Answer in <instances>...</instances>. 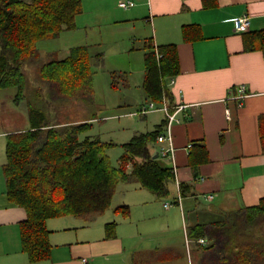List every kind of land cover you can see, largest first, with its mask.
I'll list each match as a JSON object with an SVG mask.
<instances>
[{"label":"crops","instance_id":"0c3cea01","mask_svg":"<svg viewBox=\"0 0 264 264\" xmlns=\"http://www.w3.org/2000/svg\"><path fill=\"white\" fill-rule=\"evenodd\" d=\"M80 1L83 12L78 18L91 20L90 26L122 27L133 44L122 46L123 53L142 50L145 57L148 41L157 47H176L180 73L172 77L175 84L170 90L173 105L187 108L172 126L174 160L160 154L166 144L154 145L162 164L175 169L169 194L160 198L136 181L122 182L113 198L120 204L105 213L48 220L51 257L31 263L22 251L20 235L27 213L10 200L4 171L8 136L29 128L15 125V121L25 122V116L16 114L14 119L15 113L0 103V264H184L186 256L190 264H199L196 242L190 250L185 246L190 227L225 221L229 213L264 202V55L244 49L246 33L264 31V0ZM120 1H132L134 6L124 10ZM241 17L250 20L245 33L236 32V19ZM81 30L77 25L73 31ZM98 31L103 35L104 31ZM72 45L71 50L85 47L80 42ZM71 50L57 61L67 59ZM95 55L103 57V53ZM113 83L112 87L118 85ZM240 85L246 87L247 97L231 100ZM50 114V120H57V110ZM152 114L161 116L146 120L154 130L164 124V133L165 114L148 115ZM136 116L133 112L113 117ZM96 120L89 113L64 120L60 128L66 131ZM193 158L200 161L195 169ZM124 206L129 213L117 211ZM110 210L112 215L106 216ZM111 224L115 227L109 236Z\"/></svg>","mask_w":264,"mask_h":264},{"label":"trees","instance_id":"16d2710c","mask_svg":"<svg viewBox=\"0 0 264 264\" xmlns=\"http://www.w3.org/2000/svg\"><path fill=\"white\" fill-rule=\"evenodd\" d=\"M82 12L80 0H0V90L16 89V104L27 99L23 66L35 55L38 43L74 30ZM244 49L264 55V31L246 33ZM144 51L147 97L156 103L165 97L173 105L168 79L180 73L176 47H157L148 41ZM91 59L88 49L79 47L67 59L44 65L40 75L48 83L46 99L40 98L37 104V99L28 98L29 129L7 138L4 171L8 195L27 213L20 235L22 251L31 263L51 257L48 220L105 213L120 183L136 181L160 198L169 194L171 168L155 158L154 152L160 130L140 134L122 145L124 152L115 167L107 154L115 144L89 137L79 140L91 123L73 125L66 132L60 128L62 123L50 120L52 103L73 100L79 91L86 101L91 99ZM199 148L205 146L199 144ZM199 163L193 158V169ZM117 211L129 213L127 206ZM114 227H107L109 236ZM187 236L196 242L199 264H264V202L229 213L222 222L194 225ZM201 238L207 244L200 245Z\"/></svg>","mask_w":264,"mask_h":264},{"label":"rangeland","instance_id":"374dc122","mask_svg":"<svg viewBox=\"0 0 264 264\" xmlns=\"http://www.w3.org/2000/svg\"><path fill=\"white\" fill-rule=\"evenodd\" d=\"M78 16L75 23L76 28L77 25L82 28L81 31L67 30L59 38L39 42L35 55L23 66V73L27 79L26 96L27 99L31 97L32 99H37V104L40 98L46 99L48 83L41 78L40 69L51 61L64 59L69 55L70 47L74 46L72 44L80 42V46H85L92 57L90 61L92 73L91 99L86 101L85 96H83L84 92L79 91L76 93L75 99H64L63 101L55 102L54 105L52 103L51 106L49 105V109L58 111V114H56L57 121L61 123L70 118L75 120L88 117L89 113L91 116H95L98 120L93 122L90 129L79 135V140L83 141L89 137L91 139H99L105 143L115 144L114 147L107 150V154L112 164L118 167L119 159L124 152L122 145L129 143L140 134L154 130L151 122L149 123L146 119L147 117L150 119L153 116L159 118L161 115L152 114L147 116L138 114L141 107L150 101L142 88L145 71L144 52L142 50H136L133 53H123L121 51L122 46L127 47L126 45L128 44L131 47L133 46L132 41L130 42V40L128 41L125 38V31L120 30L122 27L110 25L109 27H98L95 29L92 25L90 26L91 20L86 18L82 20ZM99 29L105 33L103 32V35H100ZM79 37H81V41H79ZM135 46L139 48L140 43L137 42ZM98 53H103V57L95 55ZM115 81L118 82V85L112 87ZM15 95L16 89L14 88L0 90V103L2 105L6 104L7 108L15 113L13 115L14 119L16 114L25 116V122L15 121V125L29 128L27 99L20 104H16L14 102ZM66 111H68L67 115ZM133 112L137 113L136 117H122L120 119H114L113 117L120 114L129 115ZM157 129L162 131L164 124H160ZM164 132H166V127ZM130 169L131 167L129 171ZM118 204L120 203L116 197L111 207ZM111 213L110 210L105 215H112ZM185 254L187 255L188 253L185 251ZM188 259L189 256H186L184 264H190ZM180 263L178 262L177 264Z\"/></svg>","mask_w":264,"mask_h":264},{"label":"built area","instance_id":"2783aa9c","mask_svg":"<svg viewBox=\"0 0 264 264\" xmlns=\"http://www.w3.org/2000/svg\"><path fill=\"white\" fill-rule=\"evenodd\" d=\"M134 6V3L132 1H120L119 7L127 10ZM250 26V20L247 17H241L236 19V32L237 33H245L249 30ZM157 58L160 59L161 56L157 53ZM175 84V79L170 78L169 80V87ZM246 87L244 85H240L236 88V93L234 96H232L230 99L232 100H243L246 98ZM242 103L240 102V106ZM187 108L186 105L180 104V105H171L169 101L164 97L161 103H156L153 101H149L148 104L141 107L138 114L142 115H148L149 113L161 111L166 116V132L162 133L159 137L157 142L161 144H166V146H162L160 149V154L165 158H170L174 160L175 156V148L173 146V135H172V126L175 123H179L181 121V118H179V115ZM137 115V113H135ZM230 110H227V118L230 120ZM190 148L192 146H189ZM172 173H175V169L172 171ZM169 204H166L168 206ZM192 240L187 236L186 237V247L188 250H190ZM198 243L200 245H205L207 242L205 239L201 238L198 240Z\"/></svg>","mask_w":264,"mask_h":264},{"label":"water","instance_id":"95a60500","mask_svg":"<svg viewBox=\"0 0 264 264\" xmlns=\"http://www.w3.org/2000/svg\"><path fill=\"white\" fill-rule=\"evenodd\" d=\"M158 157H159V155L157 154L155 158H158Z\"/></svg>","mask_w":264,"mask_h":264}]
</instances>
